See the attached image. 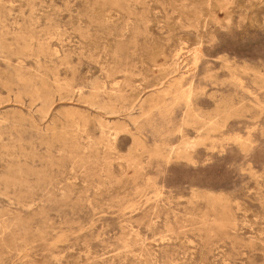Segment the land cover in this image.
Instances as JSON below:
<instances>
[{"label": "rangeland", "instance_id": "rangeland-1", "mask_svg": "<svg viewBox=\"0 0 264 264\" xmlns=\"http://www.w3.org/2000/svg\"><path fill=\"white\" fill-rule=\"evenodd\" d=\"M0 264H264V0H0Z\"/></svg>", "mask_w": 264, "mask_h": 264}, {"label": "bare ground", "instance_id": "bare-ground-1", "mask_svg": "<svg viewBox=\"0 0 264 264\" xmlns=\"http://www.w3.org/2000/svg\"><path fill=\"white\" fill-rule=\"evenodd\" d=\"M197 56V55H196ZM191 99V98H190ZM188 107V106H187ZM185 113V112H184ZM126 116V115H125ZM169 149V148H168ZM172 150V149H171ZM175 151V150H174Z\"/></svg>", "mask_w": 264, "mask_h": 264}]
</instances>
